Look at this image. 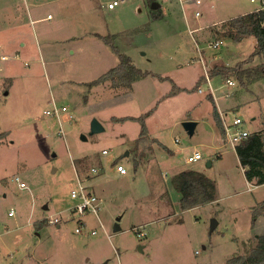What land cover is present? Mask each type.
<instances>
[{"label": "rangeland", "instance_id": "rangeland-1", "mask_svg": "<svg viewBox=\"0 0 264 264\" xmlns=\"http://www.w3.org/2000/svg\"><path fill=\"white\" fill-rule=\"evenodd\" d=\"M112 1L0 0V57L9 56L0 58V264H226L264 234V214L255 216L264 183L247 180L213 108L227 123L240 116L250 132H264V75L257 56L247 85L231 74L210 76L213 101L205 66L247 60L256 39L223 34L230 18L260 9L263 0H121L111 9ZM153 2L161 17L153 16ZM99 35H111L144 72L130 90L106 82L84 95L71 84L74 75L95 81L119 64ZM216 39L223 45L209 47ZM227 78L236 85H225ZM53 101L70 105L61 124L45 113ZM142 115L165 147L135 149L141 122L112 119ZM94 118L104 130L91 131ZM187 120L197 122L193 134ZM195 151L203 157L188 161ZM119 163L126 174L117 172ZM184 169L210 178L215 199L182 209L174 177ZM78 177L99 197L98 215L76 214ZM55 216L60 223L49 221Z\"/></svg>", "mask_w": 264, "mask_h": 264}, {"label": "trees", "instance_id": "trees-1", "mask_svg": "<svg viewBox=\"0 0 264 264\" xmlns=\"http://www.w3.org/2000/svg\"><path fill=\"white\" fill-rule=\"evenodd\" d=\"M153 1V0H150ZM162 11L158 8L153 11L154 17H161ZM227 38L233 41L241 42L249 37L256 39V46L254 51L250 54L247 60L240 61L235 66H219L215 65L209 70L212 77L222 75H234L247 85V78L249 70V63L255 57H260V64L256 68L263 72L264 75V9L258 8L248 13L230 18L227 22L224 34ZM102 40L112 47V50L118 55L119 64L104 74L97 77L96 84L101 85L106 82H111L112 87H123L128 90L132 88L133 82L144 75V72L139 69L132 58L123 53L121 49L113 42L110 35H101ZM248 63V64H247ZM180 87H174L171 93L180 91ZM212 100L214 98L210 95ZM213 115L222 133L224 134V126L220 116V112L216 106L213 108ZM115 121H125L127 119H138L141 122V131L138 138L135 140L134 147L139 149L142 145H147L148 142L158 143L165 147V145L157 138H151L145 122L144 116H124L112 118ZM2 133H0V139ZM240 162L245 170V176L250 183L259 185L264 183V132L251 131V133L244 138L235 147ZM172 153L171 150H168ZM138 162L135 163V167ZM176 188L181 193L180 205L182 209H188L194 206L208 203L215 199L216 186L214 182L201 172L192 169H184L177 173L174 177ZM256 209V215L264 214V203L261 208ZM258 210V211H257ZM38 227L42 223L37 224ZM226 264H264V234L257 237V244L246 254H239L229 258Z\"/></svg>", "mask_w": 264, "mask_h": 264}, {"label": "built area", "instance_id": "built-area-1", "mask_svg": "<svg viewBox=\"0 0 264 264\" xmlns=\"http://www.w3.org/2000/svg\"><path fill=\"white\" fill-rule=\"evenodd\" d=\"M197 4H201L202 0H195ZM255 1V0H252ZM121 2V0H114L112 2H110L108 4V7L113 9L115 8L117 5H119ZM180 2L182 3L183 0H180ZM262 9H264V0L262 1ZM182 9L184 10V7L182 6ZM201 14L200 10L196 11V16H199ZM6 23H9V20H6ZM223 40L221 39H216L213 41H210L208 43L209 47H213L216 49H219L222 45H223ZM198 51H200V53H203L204 51L198 47ZM9 56L8 55H2L1 59L2 60H6L8 59ZM203 63H204V59L203 57H201ZM205 65V64H204ZM205 79L208 83L209 89L211 91V95L214 96L213 92H214V87L211 84V77L209 74V69L206 68L205 66ZM225 85L227 86H235L236 82L232 79V78H227L225 81ZM200 92L203 91L202 88L198 89ZM226 96H229V94H225ZM52 108H48L45 110V113L47 115H51V116H55L58 118L60 124H61V120H60V114L62 112H68L70 105H62V106H58L57 103L55 101H53L52 103ZM225 112L221 111L220 112V116L221 119L223 121V125H224V135L226 138V141L228 143H230L232 146L236 147L237 144H239L244 138H246L251 132L250 130L246 129L245 127H243L244 124V120L240 117V116H235L232 120L231 123H227L226 121V117H225ZM63 130L61 129L60 132H62ZM102 152L108 153L107 149L102 150ZM203 157V154L200 151H195L194 153L188 155L187 160L190 162H194L197 161L199 159H201ZM117 172L121 175H124L127 173V168L125 165H123L122 163L117 164L116 166ZM96 171V169H94ZM13 180L17 181L19 183V185L21 187H26V183L24 181L21 180V178L19 176H15L13 178ZM78 183H79V188L78 189H72L71 191V196L73 198H76L79 200V202L77 203V205L75 206V212L76 214H79L80 216H83L86 213H94L96 215L99 214V209H100V204H99V197L91 190L88 189V185H86L79 177L77 178ZM11 214V212H10ZM49 221L51 223H60L61 221V216H55L53 218H50ZM77 232H80L81 229L80 228H76ZM137 234L139 236H146V232L144 229L142 228H138L137 229Z\"/></svg>", "mask_w": 264, "mask_h": 264}, {"label": "water", "instance_id": "water-1", "mask_svg": "<svg viewBox=\"0 0 264 264\" xmlns=\"http://www.w3.org/2000/svg\"><path fill=\"white\" fill-rule=\"evenodd\" d=\"M158 7H159V4L157 2L152 3L153 9H157ZM71 83L77 90L81 91L84 95H89V94L94 93L93 84L87 76L76 77L73 80H71ZM196 123H197L196 121L187 120L183 124H184V127L188 130V132L190 134H193L195 127H196ZM101 130H104L103 125L99 122L97 118H94L92 121L91 131L98 132ZM128 154H129V151H127L125 155H128ZM216 225H217V220L213 219L211 223V231L215 229ZM120 228H121L120 224L117 221V223L114 226V231H118L120 230Z\"/></svg>", "mask_w": 264, "mask_h": 264}, {"label": "crops", "instance_id": "crops-1", "mask_svg": "<svg viewBox=\"0 0 264 264\" xmlns=\"http://www.w3.org/2000/svg\"><path fill=\"white\" fill-rule=\"evenodd\" d=\"M158 8H159V7H158ZM158 8H157V9H158ZM155 10H156V9H155ZM162 13H163V12H162ZM48 16H50V14H49ZM6 20H8V19H6ZM5 22H6V21H5ZM7 24H10V22L7 23ZM99 36H101V35H99ZM100 38H101V37H100ZM249 38H251V37H249ZM101 39H102V38H101ZM251 39H252V38H251ZM247 40H248V38H247ZM245 41H246V39H245ZM255 46H256V45H255ZM71 52H74V50L71 51ZM0 58H1V57H0ZM8 59H9V58H8ZM1 60H2V59H1ZM64 60H67V58L64 57ZM83 75H85L84 72H82V73H80V74H78V75H74V76H76V77L78 76V77H79V76H83ZM74 76H73L72 78H75ZM87 77H88V76H87ZM88 78H89V77H88ZM89 79H90V78H89ZM90 81L92 82L93 87H94V85H97L96 82H95L94 80H93V81L90 80ZM71 84H72V83H71ZM94 92H95V89H94ZM212 97H213V95H212ZM220 111H221V110H219V112H220ZM116 117H117V116H116ZM137 138H138V137H137ZM137 138H136V139H137ZM103 150H104V149H103Z\"/></svg>", "mask_w": 264, "mask_h": 264}]
</instances>
